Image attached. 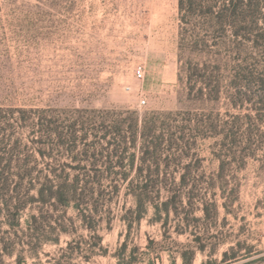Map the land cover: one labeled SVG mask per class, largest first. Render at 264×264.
I'll list each match as a JSON object with an SVG mask.
<instances>
[{"label":"rangeland","instance_id":"1","mask_svg":"<svg viewBox=\"0 0 264 264\" xmlns=\"http://www.w3.org/2000/svg\"><path fill=\"white\" fill-rule=\"evenodd\" d=\"M234 31L187 28L178 0H0V170L104 174L94 231L58 207L43 230L1 234L15 247L0 264H264V40L241 54ZM192 38L211 52L191 54ZM197 66L218 84L215 102L195 101ZM167 112L178 114L151 116ZM139 170L154 180L142 207Z\"/></svg>","mask_w":264,"mask_h":264},{"label":"trees","instance_id":"2","mask_svg":"<svg viewBox=\"0 0 264 264\" xmlns=\"http://www.w3.org/2000/svg\"><path fill=\"white\" fill-rule=\"evenodd\" d=\"M261 6H264V0H178V9L181 24L187 28L192 26H208L214 28L217 32L223 31L227 26L235 29L234 36L238 39L237 45L241 54L247 53V45L252 44L257 47L261 40H264V14L261 12ZM193 37V36H190ZM220 37V36H218ZM186 48L191 54L197 56L208 55L211 50L204 38H192L190 42L185 44ZM198 66L194 67L190 73L191 78H199L203 85L197 89V97L195 101H211L215 102L220 90L218 84L208 76L207 73L202 72ZM251 71L248 72L250 75ZM247 74V75H248ZM248 77H246L247 79ZM207 88L208 92L205 91ZM189 91L194 93L196 87L190 84ZM208 98H204L205 95ZM205 99V100H204ZM235 101H239L236 99ZM127 116L121 122L129 123L134 127L139 122V115L134 111H128ZM178 113H153L152 118L157 116L174 117ZM129 119H131L129 121ZM147 125L154 123L153 121L142 120ZM118 137L112 143L115 146L116 153L127 150V140L120 132H115ZM131 143L134 144L138 137V132L132 130ZM146 134V136H148ZM152 148V149H150ZM161 148V144H154L147 146L145 153H152ZM112 178L120 177L124 182H132L129 172H117L110 170L107 172ZM153 173H144L139 170L136 173V178H139V183L133 184L131 193L134 196L139 207L145 205L150 197L149 193L151 184L154 180ZM104 174L99 171L95 172L88 179H82L80 176L70 180L69 173L65 171H50L43 174L33 169L21 170L17 173L9 169L0 170V239L1 234L7 232L40 231L43 230L41 226L37 225L39 220L53 219L54 213L58 207L64 208V213L71 207L85 222L89 231H94L90 224L93 219V214L98 211L99 200L103 198V192L100 191L96 185L99 184ZM144 179V180H143ZM143 180V181H142ZM142 181V182H140ZM37 184V194L32 195L29 192ZM131 184V183H130ZM112 192H115L118 185H113ZM96 195V196H95ZM92 200V203H91ZM92 204V208L88 206ZM24 214H27L25 219V227L22 226ZM6 226V228H3ZM57 230V228H53ZM60 232L70 233L68 228H59ZM98 239L102 241V237L97 235ZM0 251L9 256L14 255V242L0 240ZM58 243L59 237L52 240ZM74 240L67 242L65 249L72 248ZM63 249V248H62ZM185 257V256H184ZM18 264H27L26 260L20 259Z\"/></svg>","mask_w":264,"mask_h":264},{"label":"built area","instance_id":"3","mask_svg":"<svg viewBox=\"0 0 264 264\" xmlns=\"http://www.w3.org/2000/svg\"><path fill=\"white\" fill-rule=\"evenodd\" d=\"M137 77L138 78H142L143 77V72H142V70H138L137 71ZM146 103V100L145 99H142L141 100V104H145Z\"/></svg>","mask_w":264,"mask_h":264}]
</instances>
